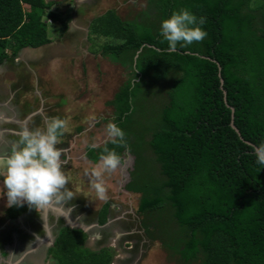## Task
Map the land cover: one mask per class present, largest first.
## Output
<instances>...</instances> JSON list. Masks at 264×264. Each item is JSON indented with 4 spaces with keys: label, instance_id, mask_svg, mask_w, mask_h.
<instances>
[{
    "label": "trees",
    "instance_id": "1",
    "mask_svg": "<svg viewBox=\"0 0 264 264\" xmlns=\"http://www.w3.org/2000/svg\"><path fill=\"white\" fill-rule=\"evenodd\" d=\"M150 3L152 11L137 19L109 10L91 24L94 35L117 40L102 53L130 77L110 101L125 142L89 147L86 157L97 163L105 149L121 161L134 156L126 189L140 195L141 227L183 264H264V165L248 143L264 142V0ZM54 5L0 0V66L52 42L43 14ZM181 8L206 17L207 36L171 52L159 29ZM49 16L58 21L52 10ZM231 107L244 140L231 126ZM8 212L16 218L26 208ZM87 238L63 227L49 253L57 264H112L108 248L84 247Z\"/></svg>",
    "mask_w": 264,
    "mask_h": 264
},
{
    "label": "rangeland",
    "instance_id": "2",
    "mask_svg": "<svg viewBox=\"0 0 264 264\" xmlns=\"http://www.w3.org/2000/svg\"><path fill=\"white\" fill-rule=\"evenodd\" d=\"M47 2L56 3L50 10L58 16L55 22L49 16L50 10L43 14L52 42L27 48L0 66V95L6 94V98L15 96L13 106L24 112L23 119L35 113L33 120L42 121V129L46 128L50 117L65 120L58 147L64 149L66 163L63 170L68 178L67 188L73 196L59 203L53 200L33 211L44 224V232L39 237L48 241L51 232L55 240L61 228L69 225V215L77 225L89 228L84 247L95 252L108 248L114 255L112 264H183L158 241H150L141 227L142 217L138 214L140 195L126 189L134 156L126 155L115 170L104 173L107 200L97 196L91 177L92 169L100 161L94 163L86 157L89 147H100L109 141L106 126L114 117L110 101L130 77L126 66L102 53L103 45L117 40L102 34L94 35L91 24L109 10H115L126 21L137 19L142 13L152 11L150 0ZM62 20L67 24L66 30L62 28ZM0 190L2 192V185ZM1 198L6 202V196ZM107 204L108 219L101 224L99 214ZM6 220L7 211L0 207V239L11 235L13 226L5 227ZM34 223L33 226H37L38 223ZM26 224L29 228L32 225ZM21 234L33 247L40 243V238L37 240L33 234L19 231V236ZM52 245L44 248L46 264H57L49 253ZM44 246L45 243L41 248Z\"/></svg>",
    "mask_w": 264,
    "mask_h": 264
},
{
    "label": "clouds",
    "instance_id": "3",
    "mask_svg": "<svg viewBox=\"0 0 264 264\" xmlns=\"http://www.w3.org/2000/svg\"><path fill=\"white\" fill-rule=\"evenodd\" d=\"M205 22L206 17H197L187 8L175 10L162 19L159 31L168 43V51H177L178 44L184 48L194 41L203 40L207 36V31L202 27ZM64 128L65 120L58 116L50 117L44 129L25 126L11 150L0 154V185L3 189L0 197L6 196L7 207L22 206L27 202L38 211L53 200L59 203L73 196L67 188L68 178L63 170L66 163L63 159L64 149L58 147ZM106 132L113 145L125 142L126 132L115 120L107 123ZM250 147L256 163L264 165V142ZM105 153L99 165L91 171L93 187L103 200L108 199L103 175L106 171L115 170L122 162L115 150L105 149ZM55 241L56 238L52 247Z\"/></svg>",
    "mask_w": 264,
    "mask_h": 264
},
{
    "label": "crops",
    "instance_id": "4",
    "mask_svg": "<svg viewBox=\"0 0 264 264\" xmlns=\"http://www.w3.org/2000/svg\"><path fill=\"white\" fill-rule=\"evenodd\" d=\"M23 50H25V49H23ZM6 90H7V88H6ZM5 96H6V94H5ZM5 96L0 95V154H6L11 150L13 145L18 141L20 130L23 127L27 126L29 128H33V129L37 128V127H39V128L41 127V129H42V125H41L42 121L39 122L36 119L33 120L34 117H32L30 120H28V122L24 123V121L27 119V118L26 119L22 118V113L24 114V112L19 107L13 106V100L12 99L15 96H13V97L11 96V98L10 97L6 98ZM0 192H1V190H0ZM3 200L4 199L0 197V207H2L3 210L7 211V220L6 221H8V223L5 224V227L6 226H8V228L10 226H13V227L10 228V230H11L10 237L3 236V238L0 239V264H20L22 257H23L22 254L27 250V247L24 248V247H20V245L18 246L19 231L20 232L26 231L25 232L26 234H27V232L30 234H33V236H35V238L37 240H39V238L41 237V235L44 232V227L40 226L39 223L37 224V226H35V225L33 226V224H32L33 221L39 222L37 211H36L37 214L35 213L36 216L34 215V212H33V211L37 210L34 206H30L27 202H25L22 205L26 208V212H30L31 215H33L35 217L34 220L32 219V220L26 221V219L24 218L26 212H24L22 215H20L16 218L10 217L9 212H8L10 207H7L6 202ZM26 223L32 224V225L29 224L30 228L27 226ZM47 227H48V225L46 223V228ZM14 228H16L15 231H13ZM47 229L49 230V228H47ZM32 230L34 232H32ZM12 231H13V233H12ZM50 234H51V232H50ZM52 236L53 235L51 234V237ZM48 240H50V238ZM39 242L40 243H38L37 247L34 250H36L37 248H41L42 244L46 243L47 241L40 238ZM30 251L31 250H28L27 253ZM46 260H47L46 256H44L43 260L39 264H46ZM52 260L55 261V259L53 257H52ZM55 263H56V261H55Z\"/></svg>",
    "mask_w": 264,
    "mask_h": 264
},
{
    "label": "flooded vegetation",
    "instance_id": "5",
    "mask_svg": "<svg viewBox=\"0 0 264 264\" xmlns=\"http://www.w3.org/2000/svg\"><path fill=\"white\" fill-rule=\"evenodd\" d=\"M24 218L29 221V220H32V219L34 220L35 217L33 215H31L30 212H26ZM37 223H39L40 226H43L44 225L40 221L39 222L38 221L37 222L35 221L34 224H37ZM24 232H26V231H24ZM28 234H30V233H28ZM30 235H32V234H30ZM20 236L18 237V239H19L18 240L19 241L18 242V246L20 245V247H24V248L27 247V250L22 254L23 257H22V260H21L20 264H39L43 260V258H44V255H43L44 254V248L46 246L48 247V244L52 243L51 240H48L45 243V246L43 248H37L36 250H34L37 246H34L33 247V245L32 244H29L28 241L25 239V237L22 236V234ZM28 250H31V251L27 253ZM25 253H27V254H25Z\"/></svg>",
    "mask_w": 264,
    "mask_h": 264
},
{
    "label": "water",
    "instance_id": "6",
    "mask_svg": "<svg viewBox=\"0 0 264 264\" xmlns=\"http://www.w3.org/2000/svg\"><path fill=\"white\" fill-rule=\"evenodd\" d=\"M46 1H47V0H46ZM221 84H222V88H223V85H224V80H223V79H221ZM225 94H226V92H225ZM231 108H232V122H231V126H232V128H233V129L239 134V136L241 137V139H243L240 130L236 127L235 122H234V118H235V117H234V112H235V110H234L233 107H231ZM34 115H35V113L30 114V115L27 117V119L24 121V123L28 122V120H30ZM243 140H244V139H243ZM248 143H249L250 145H254V144H252V143H250V142H248ZM129 176H130V172H129ZM55 209H57V208H55ZM46 219H47V215H46ZM67 219H68V222H69V225H68L67 227H69V228H71V229H81V230H83L84 232L87 233V231H88L89 228L83 227V225H77V224H76V221H72V220L70 219L69 215H67ZM49 238L51 239L52 243H54V238L51 237V234H50V233H49ZM26 254H27V253H26Z\"/></svg>",
    "mask_w": 264,
    "mask_h": 264
}]
</instances>
